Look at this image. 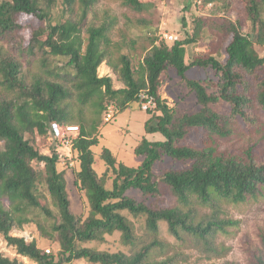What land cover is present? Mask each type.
<instances>
[{"label": "trees", "instance_id": "trees-1", "mask_svg": "<svg viewBox=\"0 0 264 264\" xmlns=\"http://www.w3.org/2000/svg\"><path fill=\"white\" fill-rule=\"evenodd\" d=\"M97 1H0V40L15 41L13 52L3 54L0 50V234L19 256L36 264L74 260L90 264H173L176 261L172 258L159 260L171 247L162 239L161 223H165L176 241L192 240L207 258H222L226 250L217 245V236L235 224L226 218L225 207L264 196V158L258 146L251 145L237 153L220 151L217 143V139H229L240 130L255 134L264 130V56L256 49V45L264 47V0H244L252 25L247 35L240 31L241 19L216 20L213 30L223 33L224 39L232 36L225 62L212 54L197 57L190 64L187 46L204 32L206 22L202 19L196 22L193 35L187 34L172 45L159 43L157 38L150 40V49L136 63L122 51V43L120 46L111 39L118 19L110 13L85 31L82 21ZM117 1L139 13L153 7L143 0ZM214 1L204 0V4ZM59 4L62 11L56 15ZM76 13L77 19L68 17ZM21 15L33 16L41 23L28 39L20 34ZM139 23L147 25L144 20ZM183 24L188 25L185 18ZM57 58L62 60L61 65L53 64ZM24 62H39L41 73L32 81L26 75ZM103 64L111 68L123 88H115L111 75H99ZM170 67L196 94L199 111L181 112L162 98V75ZM192 67L213 71L214 78L187 79L186 73ZM149 99L156 102L160 114L148 111L152 117L146 131L160 133L165 140L143 139L135 150L143 159L137 167L119 162L109 148H104L101 159L112 172V187L108 188L109 176L99 177L94 167L93 147L99 143L97 132L103 115L110 106L124 112L131 104ZM221 102L230 107L228 113L213 109ZM53 124L80 129L72 148L79 164L75 183L88 198L90 210L86 218L72 210L65 172L59 171V150L64 144L55 137ZM192 129L205 134L200 147L182 144ZM33 134L51 139V154H42L34 147L27 138ZM164 158L190 166L156 175L154 166ZM35 162L43 164L44 169L36 170ZM40 185L46 187L56 211L41 200ZM130 190L139 191L144 200L128 195ZM165 196L173 199L170 205H165ZM3 199L9 201L10 208L5 207ZM130 217L144 220V235L138 234ZM30 223L37 225L42 237L60 246L58 254L46 253L36 240L11 234L15 228L23 229ZM115 233L121 234L129 254L84 246L104 242L107 235ZM0 264L24 262L0 255ZM249 264H264V229Z\"/></svg>", "mask_w": 264, "mask_h": 264}, {"label": "rangeland", "instance_id": "rangeland-1", "mask_svg": "<svg viewBox=\"0 0 264 264\" xmlns=\"http://www.w3.org/2000/svg\"><path fill=\"white\" fill-rule=\"evenodd\" d=\"M143 1L151 4L153 7L143 13H139L117 0H98L93 10L90 11L88 16L82 21L83 25H85V31L89 25L102 22L105 14L107 12L110 13L111 16L118 19V23L111 34V39L119 43L120 46L122 43V51L129 53L134 61L139 63L144 58L146 50L151 47L150 40L157 38L159 43L166 42V44L172 45L174 41H169L166 35H173L177 40H182L187 34L190 36L194 34L196 22L202 19L206 22L204 32L197 38L195 43L187 46V63L190 64L197 57L209 56L212 54L221 62L227 60L226 47L231 42L232 36L224 39L223 33H218L215 29L213 30L216 25V20L226 18L233 22H237L238 19H241L243 24L240 27V31L245 35L249 34L252 29L251 22L247 19L244 0H215L207 4H204V0ZM188 4L191 5L190 9L185 10ZM61 11L62 6L59 4L55 9V14H61ZM77 14L78 13L73 15L69 14L68 17L77 19ZM183 18H185L188 24L186 27H184ZM141 20L147 21L146 27L140 25L139 22ZM19 21L23 26L20 34L27 39L33 30L38 28L41 24L37 18L28 15H21ZM151 23L152 29L150 28L151 25L148 26ZM155 28H157L158 31L154 32ZM84 35L86 37L88 36L86 33ZM14 43V40L13 42L9 39L0 40L1 52L3 54L13 52ZM256 49L259 55L263 57L264 47L256 45ZM53 64L61 65L62 60L57 58ZM24 70L29 81H32V77L41 73L39 62H33L30 63V65L26 62ZM99 75H111L114 78L115 88L119 89L124 87L123 83L113 74L111 68L105 64L100 67ZM210 77L214 78V72L200 67H192L186 73L187 79L206 80ZM160 94L171 107L177 108L181 112L193 113L200 110L201 106L198 105L196 94L190 92L187 82L183 81L182 77L174 68H168L162 75ZM145 104L146 103L135 102L124 112L119 111L114 106H110L106 114L103 115V123L97 132L99 143L93 147L96 154V163L94 167L99 177L109 176H107L109 179L107 182L108 188L112 187V180L110 178V176L112 177V172L108 170L105 162L101 159V153L104 148H109L119 162H123L130 167H137L142 163L143 159L135 153V150L143 139H148L149 141L165 140L164 136L160 133H147L146 123L152 117V114H149L148 111L153 110L154 114L160 113H158L156 108H148L145 110L143 108ZM213 109L223 114L230 111V107L224 102L214 105ZM108 115H110L109 118ZM107 118L109 119L108 121H106ZM73 125L78 124L75 123ZM239 132V134L236 133L229 139H217L220 151L230 149L237 153H241L252 145L258 146L259 155L264 158V130L260 134H255L246 130H240ZM204 137L205 134L201 130L192 129L187 138L182 141V144L200 147ZM27 138L42 154L52 153L53 144L50 138L38 134L27 135ZM59 153L61 156L59 171L65 172L72 210L75 214L86 218L90 210L88 198L85 193L79 191L75 183V172L79 169L76 152L73 151V148L63 146L59 150ZM33 166L36 170L42 171L44 169L43 164H38L36 162L33 163ZM189 166L190 163L184 164L169 158H164L155 164L154 173L160 175L171 169H183ZM39 189L41 200L56 211L46 187L40 185ZM128 195L139 201L144 200L143 195L137 190H130ZM162 198L165 201V205H170V202L173 200H168V196ZM150 200L151 199H149L148 202H150ZM1 201L4 203L5 207L10 208V203L7 199ZM161 201L162 199L160 198L157 200L159 203ZM14 212L18 214V217H22V214L15 209ZM225 212L226 218L233 220L235 224L229 227L226 233H220L217 236V245L226 250L224 257L207 258L206 255L201 254L195 248V244L192 240L176 241V239L169 234L167 224L161 223L162 239L168 242L171 247L165 257L163 256L159 258V260H163L162 258H172L173 261H176L173 264H249L252 251L260 245V233L261 230L264 229V196L258 199H252L243 204L227 205L225 207ZM34 214H36V212ZM130 219L133 220L138 227V234L141 236L144 235V229L143 233L141 230L145 223L144 220H136L132 217H130ZM11 234L16 237L27 236L30 241L36 240L41 249L45 252L50 250L51 254H58L60 250V246L56 242L40 235L35 223L25 225L23 229L15 228ZM105 238L104 242H91L84 244V246L110 253L124 252L129 254L130 248L122 243L120 233H115L112 236L107 235ZM0 255L9 257L10 259L18 258L23 261L24 264H36L28 258L19 256L16 249L10 246L1 234ZM66 264L90 263L85 260H74Z\"/></svg>", "mask_w": 264, "mask_h": 264}, {"label": "built area", "instance_id": "built-area-1", "mask_svg": "<svg viewBox=\"0 0 264 264\" xmlns=\"http://www.w3.org/2000/svg\"><path fill=\"white\" fill-rule=\"evenodd\" d=\"M169 41H177V38L173 35L167 36ZM146 98V96H142V98ZM143 98V99H144ZM144 105V109L147 110L148 108L155 109L156 108V102L153 99H149ZM110 115H108L109 118ZM106 119L108 121L109 119ZM53 132L55 134V137L60 139V141L66 146L67 148H72L73 140L79 136L80 129L78 126H60L58 124H53ZM27 241H30L27 236H23ZM46 253H50V250H47Z\"/></svg>", "mask_w": 264, "mask_h": 264}]
</instances>
